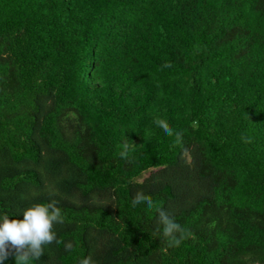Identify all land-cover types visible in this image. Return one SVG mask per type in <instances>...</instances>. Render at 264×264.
Instances as JSON below:
<instances>
[{"label":"trees","instance_id":"1","mask_svg":"<svg viewBox=\"0 0 264 264\" xmlns=\"http://www.w3.org/2000/svg\"><path fill=\"white\" fill-rule=\"evenodd\" d=\"M48 201L33 264H264V0H0V213Z\"/></svg>","mask_w":264,"mask_h":264},{"label":"clouds","instance_id":"2","mask_svg":"<svg viewBox=\"0 0 264 264\" xmlns=\"http://www.w3.org/2000/svg\"><path fill=\"white\" fill-rule=\"evenodd\" d=\"M155 123L165 132L169 131L163 120L156 119ZM141 202L149 208L153 205V201L143 194L134 197L132 205L136 206ZM22 214L23 218L19 219L0 213V264H5L11 250L16 253L15 264H33V261H38L45 253L46 246L57 241L55 225L63 222L57 202L32 204L23 209ZM158 218L169 246H179L186 230L163 209H158Z\"/></svg>","mask_w":264,"mask_h":264},{"label":"rangeland","instance_id":"3","mask_svg":"<svg viewBox=\"0 0 264 264\" xmlns=\"http://www.w3.org/2000/svg\"><path fill=\"white\" fill-rule=\"evenodd\" d=\"M148 175H149V173L147 172V173L144 174V177H147Z\"/></svg>","mask_w":264,"mask_h":264}]
</instances>
